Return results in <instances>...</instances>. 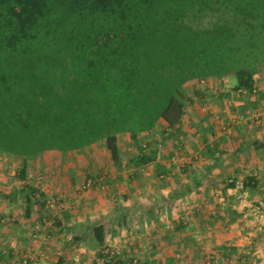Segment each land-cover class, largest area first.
I'll return each instance as SVG.
<instances>
[{
	"label": "crops",
	"instance_id": "crops-1",
	"mask_svg": "<svg viewBox=\"0 0 264 264\" xmlns=\"http://www.w3.org/2000/svg\"><path fill=\"white\" fill-rule=\"evenodd\" d=\"M208 78L188 83L174 129L160 121L151 133H120L117 162L103 140L3 155L20 161L0 168V264H102L105 248L117 251L114 264H264V76L254 75L251 92ZM8 168L18 170L14 184ZM53 198L63 207L49 208Z\"/></svg>",
	"mask_w": 264,
	"mask_h": 264
},
{
	"label": "trees",
	"instance_id": "trees-1",
	"mask_svg": "<svg viewBox=\"0 0 264 264\" xmlns=\"http://www.w3.org/2000/svg\"><path fill=\"white\" fill-rule=\"evenodd\" d=\"M253 2L0 0V154L103 140L117 162L120 133L174 129L189 82L232 75L234 90L251 92L264 76V9ZM92 231L102 247V225Z\"/></svg>",
	"mask_w": 264,
	"mask_h": 264
},
{
	"label": "built area",
	"instance_id": "built-area-1",
	"mask_svg": "<svg viewBox=\"0 0 264 264\" xmlns=\"http://www.w3.org/2000/svg\"><path fill=\"white\" fill-rule=\"evenodd\" d=\"M209 80H211V79H200L199 81H197V83H200V84H202V85H204V84H206ZM221 81L222 82H226V80L225 79H223V78H221ZM252 119H257L258 118V115H254V116H252L251 117ZM244 120H246L245 119V116L244 115H242V114H240V115H238L234 120H233V122L234 123H236V122H240V121H244ZM231 123L230 122H228L227 124H226V127H231ZM36 183L35 184H33L34 185V187L35 188H38V186H39V182H38V180H36L35 181ZM227 182L228 183H235L234 182V180H233V178H229L228 180H227ZM91 183H92V180L91 179H88V180H86L84 183H83V186H82V189H87V188H89L90 186H91ZM46 204H47V206L49 207V208H51V209H53L54 207H57V208H61V207H63V202L61 201V200H56L55 198H53V199H48V200H46ZM187 210H189V208H187ZM51 222H49V224H50ZM119 251V250H118ZM115 254H117V251H115V250H113V249H107V248H105L104 250H103V257H102V259H101V261H102V264H114V255ZM43 253H41L40 254V257H43ZM213 263L214 264H225V263H223V262H221L220 260H217V259H213ZM13 264H21L19 261H14V263Z\"/></svg>",
	"mask_w": 264,
	"mask_h": 264
},
{
	"label": "rangeland",
	"instance_id": "rangeland-1",
	"mask_svg": "<svg viewBox=\"0 0 264 264\" xmlns=\"http://www.w3.org/2000/svg\"><path fill=\"white\" fill-rule=\"evenodd\" d=\"M257 1H258L259 3H258V2H253V4H254L256 7L259 6V4L264 5V1H263V2H262V0H257ZM256 9H257V8H256ZM256 9H255V10H256ZM258 21L260 22V18H259ZM211 77H212V76H211ZM224 77H225V78H226V77L228 78L227 81H229V82L232 81L233 83H235V77H234V76H232V75H227V76H224ZM205 78L208 79V77H203V78H201V79H205ZM222 78H223V77H222ZM232 82H231V83H232ZM189 83H190V82H189ZM188 90L192 91V89H190V88H189ZM68 152H69V151H68ZM50 158H51V157H50ZM7 160H8V159H6V158L4 159V156L0 154V168H1V164H2V162H3V161L6 162ZM19 161H20V159H14V160L11 159V160H8V161H7V164H8L9 167H10V166H11V167L13 166L12 168H14V165H18V164H19V163H18ZM8 169L10 170V168H8ZM3 172H5V171H3ZM17 172H18V170H15V169H14L13 172H11V170H10L9 173H5L6 177H11V176L15 177V179H12V184H14V180L18 181V177H19V175H18Z\"/></svg>",
	"mask_w": 264,
	"mask_h": 264
}]
</instances>
